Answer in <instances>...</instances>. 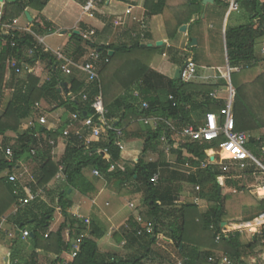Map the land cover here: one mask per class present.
I'll use <instances>...</instances> for the list:
<instances>
[{"label": "trees", "instance_id": "1", "mask_svg": "<svg viewBox=\"0 0 264 264\" xmlns=\"http://www.w3.org/2000/svg\"><path fill=\"white\" fill-rule=\"evenodd\" d=\"M126 2L127 0H117ZM205 0H146V9L148 17L162 15L164 17L166 28L170 39L176 37L180 27L188 24L194 15L200 13ZM242 1L249 8H253L254 13L247 25L238 28H231L226 31V46L228 53L229 66L232 69L240 68L239 72L231 76L233 87L236 91L234 102V113L236 121V130L240 132H260L264 129V71L261 69V62L264 59L256 54V47L261 39L264 38V3L260 0H237ZM49 0H20L16 3L8 0H0L5 6L3 22H10L20 18L26 9H34L42 12L48 5ZM93 11H99L97 6ZM100 18L105 16L98 15ZM33 31L36 35L53 34V26L44 18H39L33 23ZM68 45L74 41L76 47L72 50L71 56L84 58L85 50L83 47V35L74 34ZM92 48L99 50L104 58L109 62L104 65L101 71L100 83L90 84L79 80L70 79V85L64 80L60 64L57 57L39 43L32 34H24L14 31L7 36L1 35L0 31V135H6L9 132L18 135V139L5 138L0 154V177L5 172L17 170L19 165L35 162L39 168L36 172L39 188H45L57 175L59 168L53 162V150L60 138L67 140V150L61 163L67 176V188L60 193L58 205L61 206L63 215L68 224H64L56 233L46 234L50 227L55 210L47 208L40 200L32 202L23 209L18 210L14 218L15 224L21 230L30 227L33 232L31 239L35 248L29 261L25 263H16L14 254L7 253L4 264H39L37 263V252L46 251L54 255L53 264H58L61 255L69 250L64 232L69 225L72 228L73 237H77L84 232V221L72 217L68 210L73 203L66 200L70 190L77 191L81 196H88L94 193V183L88 175V171L98 170L102 177L114 178L123 184L136 182L143 186L144 199L143 204L148 206L149 216L155 223L156 232L154 238H150L151 245L156 243L159 226L168 219H172L168 227L171 233L175 252L182 258L183 264H221L222 260L217 256L218 252L223 251V255L228 258L231 264H247L246 258L254 255L259 246H264V227L260 235L250 239L248 243L242 242V234L239 232L222 235L221 241H217V236L221 233L219 226L223 223L233 224L253 221L259 215L264 213V200L258 201L251 192L241 186L237 180H228L226 185L219 180L223 176L228 178L244 174H254V166L248 167L243 172L224 173L219 167H209L199 171L192 176L190 182L201 186L200 196L207 201L208 209L206 213H201L198 206L186 204L179 210L168 209L172 207L179 197V192L166 189L161 183L162 177L157 184L151 183L152 177L161 171L166 165V156L160 153L159 162L152 163L146 160L148 151H158L162 145L161 139L166 136L170 145L174 144L175 133L168 127L166 122L160 123L158 128L141 124L139 119L146 116H159L172 122L178 132L193 124L192 111L187 110L190 105L195 109L204 105L208 106L209 112L218 113L224 105L223 101H214L211 95L219 86H195L184 82L175 83V101L168 105L162 104L158 97L152 96L149 81L146 74L148 66L139 69L138 75H130L131 81L126 85L120 86L119 93L115 94L112 104L105 102L107 87L103 82L102 75L112 66V62L117 56H109V49L112 47L91 45ZM133 49H142L145 52L154 53L151 48H142L137 44ZM32 52V53H31ZM131 48L122 47L120 53H130ZM69 55L66 52V55ZM13 61L18 63V67L30 68L39 62L47 65L51 73V79L42 84L41 80L33 75L26 79L17 78L13 92L5 106V92L9 89L8 74L16 69L11 67ZM137 87L139 99L147 103L148 110L140 109L136 105L137 99H133L129 93L132 86ZM226 85V82L223 81ZM126 95L122 97V93ZM103 94L104 104L109 111L108 119L112 120L113 125L121 128L127 139L137 138L145 141V150L134 163V168H121V149L115 145L116 135L113 132L104 133L100 138H92L90 145L86 144L85 138L77 136L74 132L65 135V131L73 122L72 120L53 130L46 129L39 125H30L29 120L37 114V105L42 101L52 104L54 110L66 109L72 114H78L81 118L93 115L92 104L95 99ZM133 93V92H132ZM203 95L206 103L199 104L196 97ZM132 99H131V98ZM86 98V99H85ZM46 135L47 140H41L40 137ZM48 140L55 142L50 145ZM219 143L187 142L182 148L200 160L206 159V151L217 148ZM249 146H253L256 152H251L257 159H264V135L261 138L250 139ZM10 148L13 151V160L6 156V150ZM36 149L37 154L32 157V150ZM101 149L102 154H97L96 150ZM258 151V152H257ZM208 155V154H207ZM209 157V156H208ZM115 164L116 169L112 171L111 165ZM264 164V161H263ZM194 165L198 166V163ZM164 181H166L164 179ZM228 186L236 189L235 192H226L224 189ZM16 187L19 190H16ZM26 196L25 189L19 184L10 183L8 178H0V218L4 216L12 205L19 203V200ZM1 205V204H0ZM5 208H4V207ZM145 218V217H144ZM147 218V219H148ZM146 219V220H147ZM242 219V220H240ZM240 220V221H237ZM217 225L218 232L210 230V225ZM150 249V248H149ZM201 249H207L205 252ZM150 251V250H149ZM147 251L146 254L150 253ZM98 244L95 239H85L81 252L73 264H145L147 256L111 261L99 256ZM210 258H215L210 262ZM177 264V263H176Z\"/></svg>", "mask_w": 264, "mask_h": 264}, {"label": "crops", "instance_id": "2", "mask_svg": "<svg viewBox=\"0 0 264 264\" xmlns=\"http://www.w3.org/2000/svg\"><path fill=\"white\" fill-rule=\"evenodd\" d=\"M87 1L88 0H49L48 5L42 12L29 8L26 9L25 13L20 18L10 22H3L5 6L0 3L1 35L7 36L14 31L22 35L32 34L37 40L38 38L41 40L40 44L46 51L52 52L53 54L61 51L66 57L72 59L77 64H82L83 62L81 63V60L83 58L75 59V57L71 55H66L67 51L76 47V42L73 41L68 45L69 41L73 39L72 36L74 34L83 35V47L86 52L84 55V63L91 61L90 53L92 49H95L91 47L92 44L112 47L108 50L109 56H117V58L113 60V66L102 75L103 82L107 87L105 102L108 104L113 103L115 94L119 93L120 86H124L126 82L128 83L131 81L132 78L130 75H138L139 69H143V67L147 65L149 70L146 74V79L151 85L150 90L152 96L158 97L162 104L168 105L169 102H171L170 97L175 96V83L184 82L175 79L176 72L179 68L186 65L189 60L195 62L197 73L191 81H185L184 83L199 87L218 85L219 88L217 90L220 91L221 99L227 98L231 89L235 91L231 76L236 72L232 71L233 69L229 66L225 33L228 29L238 28L250 22L251 16L254 13L253 8H249L242 1L236 0L239 4L238 11L231 10L230 2L232 0H211L207 3L204 1L200 13L194 15L188 24H184L180 27L181 29L183 26H186L187 31L181 32L179 29L178 34H176V37L173 39H170L168 35L166 23L162 15L153 16L151 18L148 17L146 0H127L126 2L104 0L98 5L99 11L90 12L84 9ZM260 2L264 3V0H260ZM26 12L30 14L31 20L27 18ZM100 14H103L106 19L100 18L98 16ZM39 18H44L53 26L55 30L53 34L36 35L34 33L33 23ZM243 20H245L246 23H240ZM91 32H94V35H91ZM193 40L197 42L195 46H192ZM159 43H162V45L159 46ZM137 44L141 45L142 48L154 49L155 52L147 53L142 49H133ZM263 46L264 38L260 40L256 47V54L259 58L262 57L260 52H257V48L260 47L261 50ZM122 47L131 48V52L125 54L120 53V48ZM219 47L223 48L225 51L226 68L208 66L207 63L201 65L202 61L200 58H205L206 61H209L208 58L212 56L213 50H217ZM210 50L211 52H208ZM97 51L99 52V50ZM99 54L101 56V61L99 63L100 77L102 68L109 61L106 62L107 59L103 57L104 55L100 52ZM29 75L39 78L42 84L51 79L50 70L43 62H39L30 68L21 69L19 74L17 71L16 74L10 72L7 80L10 86L5 92L3 106L7 104L10 98L9 94L13 92L15 80L17 78L26 79ZM62 75L64 80L67 81L66 84L69 86L70 84L66 79V75L68 74L63 73ZM83 76L84 82H87L86 75L84 74ZM125 79H127L126 82ZM223 81L226 82V85L223 84ZM138 86L139 84L136 83V85L132 86L130 92H123L122 97H124L127 92L134 100H138L139 97L136 96V93H138ZM7 93H9L8 96ZM195 100L199 104L206 103V98L203 97V95L197 96ZM143 104L141 100H138L136 103L140 109H143ZM36 109L37 114L34 118L29 120L28 124H37L46 129L52 128L55 131L72 118V113L66 109L60 108L54 110L53 105L46 101H42L37 105ZM187 110L192 111L193 124L190 126L203 125L207 114L210 113L207 105L195 109L194 112L193 108L188 105ZM0 112H2V109H0ZM201 114L204 115L203 119H200ZM142 118L139 119L138 122H140ZM41 120H44L45 123L41 124ZM140 123L143 124L142 122ZM78 126L79 125L75 123L71 130H74ZM151 127L154 128L153 126ZM6 137L13 139V141L18 139V135L12 132L7 133L5 136L0 135V148H2ZM40 139L45 141L47 140V136L43 135ZM122 142L123 149L121 150V160L118 166H121V168L128 167L133 169L134 163L145 150V141L134 137L132 139H127L126 136H124ZM182 146L183 145H181L176 138L174 139V144L171 145L169 153L165 152V145L162 143L158 151H148L145 157L148 162L152 160V163H156L159 162L161 152L166 156V165H164L159 172L163 180L161 183L163 182L166 189L172 188V190L179 192L177 202L168 209L179 210L186 204H194L198 206L197 208H199L200 212L203 214L206 213L208 209L207 201L197 194L195 190L191 193L186 186H194V184L190 182L191 177L205 169H202L201 165H199L200 163L194 161L190 157L191 154L186 148H182ZM67 147V140L60 138L53 150V162L58 165L57 167L59 170V166H61L59 164L65 156ZM209 151L210 150L207 152ZM101 152V149L96 150L97 154ZM208 155L214 157L218 155V151L212 149ZM223 158H227V155L226 157L223 156ZM195 163H198V166L194 165ZM111 166H115V164L112 163ZM24 167H27V173ZM38 168L39 166L35 162L30 161L19 165L17 170L5 172L0 178H8V173L16 176L24 174L25 178L21 181L22 186L30 185L35 191L44 190L45 196L38 200L44 203L47 208H53L55 210L53 220L47 232L49 235L51 233H56L64 224H68L63 213L56 210L61 208V206L58 205V198L60 193L67 188V180L59 178L58 170L56 177L45 188H39L36 177ZM115 169H112V171ZM88 175L94 183V193L88 196H81L77 191L70 190L65 199L73 203L72 207L67 209L72 217H74V215L81 216L84 224L86 219L91 221L89 226H84V233L87 235L86 239L96 240L100 257L108 260L111 259V261H119L147 256V260L144 262L145 264H178L179 262H183L182 258L175 252L173 239L168 229L172 219L166 220L164 224L159 226L156 243L151 245V247H149L150 249L148 248L151 242L150 238H154V236H137L136 232L138 225L136 223V218L141 216L143 218L145 217L144 219L146 220L150 214L148 206L142 202L144 193L141 184L136 182L123 184L121 181L114 178H103L102 175L101 177H96L93 175V170L88 171ZM164 179L166 181H164ZM197 197L201 198V203L199 205L195 204V199ZM0 204V207H2L4 202ZM131 204H134L135 209L130 208ZM25 207L26 206H21L19 203H16L0 218V264H4L5 257L8 255L7 253L14 254L16 263H25L30 260L32 253L35 251L31 241L33 237L31 236V239H23L21 237V229L17 227L14 221V218L19 212L18 210ZM147 220L153 221L150 218ZM233 224L226 223L225 226L229 228ZM69 228L71 227L68 225L65 229V239L66 232ZM26 229L33 234L30 227H26ZM260 231H262V229ZM249 238L254 239L251 234ZM206 250L207 249H201L200 251L205 252ZM147 251L150 253L146 254ZM37 254V263L53 264V254L46 251H38ZM222 254L219 255V253H217V256L219 255L218 257L220 258Z\"/></svg>", "mask_w": 264, "mask_h": 264}, {"label": "built area", "instance_id": "3", "mask_svg": "<svg viewBox=\"0 0 264 264\" xmlns=\"http://www.w3.org/2000/svg\"><path fill=\"white\" fill-rule=\"evenodd\" d=\"M104 0H88L84 9L87 12L93 11L98 5H100ZM230 8L232 11L239 10V4L236 0H232L230 2ZM16 23V22H15ZM94 35V32L90 33ZM39 43H41L38 38ZM32 53V52H31ZM57 57V61L60 64L61 71L65 74H71V68L76 67L80 70V72L87 77V82L93 84L95 82L100 83L99 77V63L101 61V56L96 49H92L90 53L91 61L83 62L82 64H77L72 59L65 56V54L61 51L56 52L54 54ZM260 55L262 59H264V46L260 50ZM109 60L107 59L106 62ZM12 68H15L17 73L21 72V68L18 67V63L13 61L11 64ZM24 69V68H23ZM241 69L236 68L232 71L239 72ZM197 66L193 60H189L186 64V69L182 73V81H191L193 77L196 76ZM136 96L139 97V93H136ZM236 93L232 89L229 91V96L225 99H221L220 91L216 90L211 95V99L214 101H222L224 105L221 107L218 113L210 112L206 116L205 123L200 126H190L184 129L182 132H178L174 124L172 122H168L165 118L162 117H154V116H146L143 117L140 122L145 126H153L154 129L158 128L160 123L166 122L168 127L175 133L174 138H177V141L181 145L187 144V142H197L199 144L203 143H219L218 147V156L215 158L207 157L205 160H200L198 157L194 155H190V157L199 162L202 169H208L209 167H219L222 172L230 173L234 171V167L237 171H244L248 167H250V162H256L252 153L247 149L250 136L248 132H240L236 130V121H235V113H234V102H235ZM86 99V98H85ZM171 101H175V97H170ZM143 109L148 110L149 106L147 103L143 104ZM93 115L86 118H81L78 114H72V124L68 126L65 131V135L67 136L69 133L74 132L77 136L81 138H85L86 144L90 145L92 142V138H100L104 133L113 132L116 135L115 145L119 147L121 150L123 149V138L125 136L123 130L121 128L115 127L112 123V120L108 119L109 111L106 109L104 104V99L102 93L95 99V102L92 104ZM41 124H44L45 121L41 120ZM78 124L79 126L74 130H71L74 124ZM30 125H33L32 123ZM50 145H54L55 142L52 140H48ZM161 142L165 145V152L169 153L171 150V145L169 143V139L164 136L161 139ZM1 150V148H0ZM264 152V150H263ZM207 153V151H206ZM37 154L36 149L32 150L31 155L35 157ZM102 154V152L100 153ZM227 155V158H223V155ZM6 156L9 160H13L14 154L13 151L8 148L6 150ZM218 161V162H216ZM152 162V160L150 161ZM59 178H63L67 180V176L65 174V169L62 166H59ZM112 169H115V166H111ZM25 172L27 173V167H24ZM93 175L96 177H101V173L98 170L93 171ZM8 180L10 183L19 184L21 188L25 189L26 196L19 200V204L21 206H27L31 204L33 201L42 199L45 196V192L43 189L35 191L30 185H21V181L25 178L24 174L20 176H16L14 174H7ZM35 182V180L32 178ZM160 180V174H155L151 183L157 184ZM16 190H19L17 187ZM197 191H201V188L198 186L196 188ZM257 194L260 195L261 199H264V184L257 188ZM201 203V198L197 197L195 199V204L199 205ZM130 208H134V204L130 205ZM59 212H62L61 208L56 209ZM75 219L83 220L81 216L74 215ZM91 221L89 219L85 220V225L89 226ZM136 223L138 225L137 236H154L156 232L155 223L151 220H145L143 217L138 216L136 218ZM219 230L221 233L217 236V241H221L222 235H228L230 233L239 232L244 235L247 231L251 232L253 238L256 235L261 234V229L264 227V213L255 218L252 222L233 224L230 228L221 224L219 226ZM210 230L214 233L218 232L217 225H210ZM32 236L31 232L27 229L21 230V237L23 239H29ZM48 234H46V238H48ZM87 238L86 233H81L77 237H73L72 229L69 228L66 232V242L69 245V250H66L64 254L61 256L58 264H73L75 259L81 252L82 244L84 240ZM222 260L221 264H231L225 255L222 254L220 256ZM210 262H214L215 258H210ZM178 264H183V262H179Z\"/></svg>", "mask_w": 264, "mask_h": 264}, {"label": "rangeland", "instance_id": "4", "mask_svg": "<svg viewBox=\"0 0 264 264\" xmlns=\"http://www.w3.org/2000/svg\"><path fill=\"white\" fill-rule=\"evenodd\" d=\"M240 23H246L245 20H243L242 22ZM232 25V24H230ZM74 42V41H73ZM72 50L71 49L70 51H67L69 53V55L72 54ZM208 52H211L208 51ZM257 52L259 53L260 52V47L257 48ZM201 59V65L204 64V63H207L208 66H213V67H223V68H226V54H225V51L223 48L219 47V49L217 50H213V54L209 59V61H206L205 58H200ZM204 59V60H203ZM84 62V58L81 60V63ZM261 69H262V72L264 71V66H263V63L261 62ZM66 79L68 80L69 84L71 82L70 79L72 78H78L79 80H82L84 79V76L82 75V73L80 72V70L76 67H73L71 68V75L68 74L66 75ZM9 93H7V96H8ZM10 95V94H9ZM2 109V108H1ZM1 113V112H0ZM204 118V115L201 114L200 115V119H203ZM249 133V136H250V139H256V138H261L263 137L264 135V129L260 132H255V133H252V132H248ZM250 141V140H249ZM216 149V148H215ZM247 149L251 152H256L255 148L252 146H249L248 144V147ZM217 151H219L218 149H216ZM258 152V151H257ZM263 152V151H262ZM264 154V152H263ZM208 156V155H207ZM255 161L256 162H250V164H252V166H254V169H255V173L254 174H244V173H239V175L237 176H234V177H231V178H228L227 176H223L221 178H219V180L223 183V185H226L225 182H227L228 180H237L240 183L241 186H245L250 192H251V195L258 201H261V200H264V199H261L260 195L257 194V188L262 186L264 184V164H263V161L264 159L263 158H260V159H257L256 157H254ZM234 170H237L235 167L233 168ZM239 171V170H238ZM234 172H237V171H234ZM243 172V171H242ZM228 179V180H227ZM199 185L197 186H186L187 189L192 193L194 190L196 191L197 194L200 195V192L196 190V188L198 187ZM201 188V186H199ZM226 190V192H235L236 189H232L228 186H225L224 188ZM187 203H190L189 201H186ZM205 202V200H204ZM207 203V202H206ZM205 204V203H204ZM242 220V219H240ZM240 220H237V221H240ZM263 230V228H262ZM251 233H249L248 231L242 235V242L243 243H248L250 241V238H249V235ZM219 255L223 253L222 252H218ZM218 255V256H219ZM245 262L247 264H264V246H259L256 250H255V253L253 256L249 257V258H246L245 259Z\"/></svg>", "mask_w": 264, "mask_h": 264}, {"label": "water", "instance_id": "5", "mask_svg": "<svg viewBox=\"0 0 264 264\" xmlns=\"http://www.w3.org/2000/svg\"><path fill=\"white\" fill-rule=\"evenodd\" d=\"M8 1L16 3V2H18L19 0H8ZM208 1H211V0H205V3H207ZM26 16H27V18H28L29 20H31L30 14H29L28 12H26ZM180 31H181V32H186V31H187V27H186V26H183V27L180 29ZM196 43H197L196 40H193V41H192V46H195ZM158 45L161 46L162 43H159ZM185 69H186V65H184L182 68H179V69L177 70V72H176V76H175V79H176V80H180V81H182V78H181V77H182V73L185 71ZM65 87H66V88L68 87L67 84H65ZM212 160H213V158H212ZM223 225L225 226L226 223H223ZM33 236H34V235L32 234V237H33Z\"/></svg>", "mask_w": 264, "mask_h": 264}, {"label": "bare ground", "instance_id": "6", "mask_svg": "<svg viewBox=\"0 0 264 264\" xmlns=\"http://www.w3.org/2000/svg\"><path fill=\"white\" fill-rule=\"evenodd\" d=\"M210 151H211V150H210ZM210 151H209V152H210ZM209 152H207V154H208ZM208 156H209V155H208ZM216 156H218V155H216ZM216 156H214V157H210V156H209V157H210V158H215ZM223 156L226 157L225 154H224ZM216 162H218V161H216ZM229 228H230V227H229Z\"/></svg>", "mask_w": 264, "mask_h": 264}]
</instances>
